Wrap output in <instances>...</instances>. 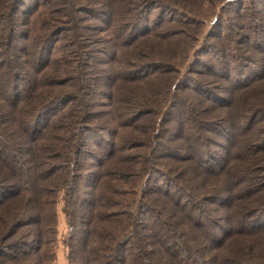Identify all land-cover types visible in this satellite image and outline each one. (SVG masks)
I'll list each match as a JSON object with an SVG mask.
<instances>
[{
	"label": "trees",
	"instance_id": "trees-1",
	"mask_svg": "<svg viewBox=\"0 0 264 264\" xmlns=\"http://www.w3.org/2000/svg\"><path fill=\"white\" fill-rule=\"evenodd\" d=\"M24 1L0 0V264L52 263L60 194L70 264H264V1Z\"/></svg>",
	"mask_w": 264,
	"mask_h": 264
},
{
	"label": "rangeland",
	"instance_id": "rangeland-1",
	"mask_svg": "<svg viewBox=\"0 0 264 264\" xmlns=\"http://www.w3.org/2000/svg\"><path fill=\"white\" fill-rule=\"evenodd\" d=\"M32 0H25L24 2L26 3H30ZM260 1H264V0H260ZM247 0H240L238 2H235L233 3V5L230 7V8H245V5L247 3ZM245 3V4H244ZM40 8V7H39ZM247 8V7H246ZM249 10V9H246V11ZM157 13V9L154 8L151 10L150 12V17L152 18V20H158L160 19V16L158 17L156 14ZM231 9H229L228 11H226V15L225 16H230L231 15ZM259 15V14H257ZM30 16V15H29ZM167 16H169V13H165L164 14V18H167ZM35 17L34 14H32L30 16L31 20ZM252 21L254 20L255 21V17L254 19L251 18ZM251 19L249 22H251ZM153 21V22H154ZM153 22L150 21V26L153 25ZM228 22V21H227ZM226 23V21H224V24ZM172 29H175V28H172ZM192 33V32H191ZM57 45H58V42H55L54 43V47L52 48V51L50 53V57H53L55 56L56 54V51H57ZM207 48V47H205ZM206 61V60H202L201 59V62L202 64H204L203 62ZM264 57H258L256 58V60H254V62H251L250 63V66H249V73L251 74H256L258 73L259 71H263V68H264ZM200 65L197 66V68H199ZM57 201H56V226H55V232H54V240H53V248H54V253H55V258L54 260L52 261L51 264H70L68 262V259L66 257L67 253H66V247L64 246V243H63V240L64 238L66 237V234H67V229H68V225H67V221H66V217H65V214L63 212V206H64V199H63V195L60 194L59 196L56 197Z\"/></svg>",
	"mask_w": 264,
	"mask_h": 264
}]
</instances>
